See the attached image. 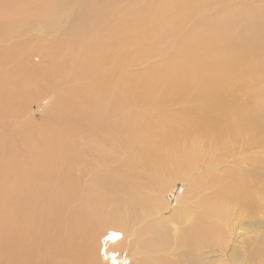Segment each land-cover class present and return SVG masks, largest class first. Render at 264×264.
Returning <instances> with one entry per match:
<instances>
[{"label": "bare ground", "instance_id": "bare-ground-1", "mask_svg": "<svg viewBox=\"0 0 264 264\" xmlns=\"http://www.w3.org/2000/svg\"><path fill=\"white\" fill-rule=\"evenodd\" d=\"M195 1L0 0V264H264V17L246 36L225 21L202 58L171 72L176 80L156 97L157 105L180 106L171 121L172 112L156 115L173 136L166 149L165 132L150 118L124 113L125 91L103 73L108 59L64 51L93 41L106 50L130 35H113L114 24L138 23L136 39L156 43L201 8ZM46 28L64 37H47ZM79 61L73 76L97 81L59 84L53 132L44 134L46 120L22 121ZM69 135V149H58ZM141 153L157 160L147 159L152 168L138 175ZM200 171L212 181L195 183Z\"/></svg>", "mask_w": 264, "mask_h": 264}, {"label": "rangeland", "instance_id": "rangeland-1", "mask_svg": "<svg viewBox=\"0 0 264 264\" xmlns=\"http://www.w3.org/2000/svg\"><path fill=\"white\" fill-rule=\"evenodd\" d=\"M201 2H202L200 6L201 8L192 9L187 14V16L183 17L182 21L179 20V25L177 26L176 32L173 33V30H167L168 36L163 37L156 43H152L150 41H143L142 39H136V37H138L140 34L138 23L118 24V25L114 24L112 26L113 35L118 33L120 30L128 31L130 32V35L118 43L116 42L110 43L111 44L110 48H107L106 50H101L103 48L99 44H97L96 41H93L88 46L87 49L85 45H81L79 43L72 47H68L64 50L65 52H69L71 54L72 59L76 55H80V60H84L88 56H94V57L101 56L108 59L111 64L107 62L106 67H103V73L108 71L112 73V74L109 73L107 79L108 86H111V84L112 85L116 84L117 88L122 87L121 88L122 91L123 92L125 91L124 92L125 94L123 95V100L120 98V101L121 102L123 101L126 104L125 107H127L124 113L128 114V112L130 111L129 114L143 115L150 118V120L153 122L155 127L165 132L168 141H162V142L160 141L159 144L160 147L161 148L164 147V149H166V146L169 147L171 146V144L173 145V143L170 141V136L171 137L173 136L171 134V130L169 126L163 124L156 117V115H159V112H161L162 114L164 113L167 114V112H172L169 115V120L171 118L173 119V117L175 116V114H173V111L178 110L180 106H178L174 101H171L164 106L157 105L156 97L157 98L159 97L161 90L170 89V85L165 84L166 81L168 83H172L176 80L175 77H172L171 72L173 70H179L180 67L185 66L193 57L197 56L198 58H202L201 51H204L203 49L204 45L213 41L215 36L214 35L215 28L224 25L225 21L238 24L237 25L238 30L234 33V35L246 36L251 33L249 30H251L250 27L252 26V24L259 23L260 19L262 20L264 17V0H230L231 3L227 1L222 3L223 5L220 4L218 6L213 5L212 0H196L194 6L198 5ZM227 6L229 7V9L222 10V7H227ZM219 8H221V10H219ZM202 9L205 12H202L203 11ZM242 21H246V22L239 24ZM46 30L47 31L45 30L44 31L47 37L52 34L54 35L55 40H61L64 37V36L60 38L57 37L58 31L60 29H57L54 33H48V30H50L49 28H46ZM93 32H98V34L95 36L90 35L91 38H95L96 40L98 39L97 37L103 31L100 30V25H97L94 28ZM198 37L200 39L199 42L200 47L196 48L195 46L191 45L192 44L191 41ZM127 40L130 41L131 43L127 42ZM221 47H222L221 43L215 44L211 55L212 59H214L218 55L217 53L221 51ZM79 50H86V51L79 53ZM134 50H136L135 53H132ZM95 59L96 61H98L99 58L95 57ZM39 63L42 64V61H39ZM118 63L122 67H119ZM68 64L66 65L67 75L65 76V82L64 83L56 82L55 85H51L50 87L47 86L48 87L47 97L41 98L39 100V104L38 103L35 105L31 104L28 107L29 112L25 114L23 117H21L22 121L25 118H28L29 120H31L32 122L38 125L46 120L48 123H47V127L44 129V134L49 135L51 132H53L52 127L54 126V124L52 122H49L51 120L50 111L53 109L52 104L54 102L55 95L57 93L62 92L61 85L59 84L65 85L66 87L73 86L74 88L75 86L78 87L92 86L94 82L97 81V76H88L89 78L84 77L82 80H77L73 76L69 68H81L84 66V64L81 61H79V63L74 66L73 65L69 66ZM118 77L120 78L119 82L116 81ZM54 79H56V76L54 77ZM55 81H57V79ZM249 86H255L257 88H261L262 84L260 82L253 81L250 83ZM116 87L115 90H117ZM111 88L114 90L113 86ZM76 91L78 92V89H76ZM75 101L79 102L80 100L76 99L73 102ZM196 101L199 102V100ZM258 101L262 103L264 107V100H258ZM73 102H70V105H72ZM183 103L184 102H182V104ZM189 103L193 104V101L189 100ZM70 105H61L60 106L61 108L59 107V110L61 111L66 107H70ZM156 112L158 114H156ZM46 115H48V117H45ZM159 116H163V115H159ZM63 124L68 125L69 120H65ZM71 143L72 140L70 135H69V140H68V136H65L62 140H60L58 149L67 148L68 150L69 149L68 146H70ZM52 148L54 150L53 146ZM256 151H257L256 148L250 150L252 154L256 153ZM141 154L144 157L143 159L139 158L138 159L139 163L137 162V166H135L137 167L135 168V174L138 175L140 172H141L140 174L146 173V171L150 167L152 168L154 161L157 160L156 158L154 160V157L147 153H141ZM158 156L160 157L161 155ZM263 158H264V150H263ZM145 159L146 162H144ZM147 159H151L152 161L154 160L153 164L152 162H150L151 160L149 161ZM149 163H151V165ZM211 168H212L211 166H208V169ZM132 172H134V170H132ZM217 176L214 177V181L217 179ZM193 180L197 184L199 183L202 184L204 181L206 182L212 181V178L209 176V174L205 175L203 174L202 171H200L197 177H195ZM176 182H178V184L177 186H175V191L176 193H178L182 191V185H181L182 182L180 180H177ZM207 192L208 190H205L203 191V194ZM172 197L173 195H169L168 198L171 200ZM148 211H151L149 210L148 205L141 209V212H144L145 214H147ZM168 225L170 228H174V225L172 223H169ZM250 235L252 236V234Z\"/></svg>", "mask_w": 264, "mask_h": 264}]
</instances>
